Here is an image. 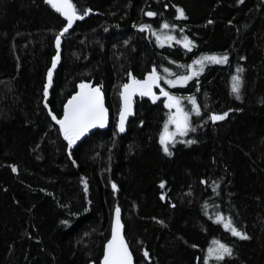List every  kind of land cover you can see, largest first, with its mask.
<instances>
[{
	"label": "trees",
	"instance_id": "16d2710c",
	"mask_svg": "<svg viewBox=\"0 0 264 264\" xmlns=\"http://www.w3.org/2000/svg\"><path fill=\"white\" fill-rule=\"evenodd\" d=\"M72 3L87 15L61 36L45 97L66 22L45 0H0V264H99L117 207L135 264H204L214 240L232 253L209 264H264V2ZM153 33L173 39L158 43ZM225 54L184 86L165 83ZM154 68L195 129L169 144L171 155L160 144L168 110L159 93L135 100L126 133L116 131L123 85ZM81 83L101 88L110 124L68 148L52 115L62 118ZM212 113L227 115L212 124Z\"/></svg>",
	"mask_w": 264,
	"mask_h": 264
},
{
	"label": "snow or ice",
	"instance_id": "6c2138e0",
	"mask_svg": "<svg viewBox=\"0 0 264 264\" xmlns=\"http://www.w3.org/2000/svg\"><path fill=\"white\" fill-rule=\"evenodd\" d=\"M45 3L50 5L55 12L59 13L66 21V25L63 27L60 35L55 37V43L57 47V55L52 59V68L56 67L57 60L59 58V48L61 44V36L68 32L72 27L74 21L82 19L83 15H87V11L83 15L78 14L75 5L72 3V0H45ZM176 12L179 17H183V10L180 8L176 9ZM146 15L154 16L156 13L151 11L147 12ZM164 28H169V25L165 23ZM172 27H175L174 25ZM146 28H150L149 25H141L140 31H145ZM157 42L160 43L162 40H172V36L161 37L156 33ZM185 47H189L191 41H187ZM189 50L191 48L189 47ZM227 55L222 56H203L199 60L193 61V64L199 65L198 71H203L204 62L221 64L227 62ZM189 69L192 68V65L188 66ZM52 68L48 70V84L44 86V96H48L49 84L52 82ZM167 72L168 70L165 69ZM243 69L238 68L237 73L242 72ZM193 75H196V72H191L189 75L177 76L175 80L165 79L171 87H175L177 84H184ZM161 77L156 72L155 68L147 74L145 79L138 80L135 77H131L129 83L123 85V90L120 93L121 99L123 101V106L120 110V120L117 124V128L120 132L124 131V122L127 115L131 112V98L134 94H139L140 96H149L155 102L158 97L152 91L153 86L159 87V81ZM242 87V79L239 75H234L232 77L231 90L232 93L236 96L237 99L240 98V91ZM80 91L73 95L63 107V116L62 118H57V116L52 115V119L59 125L60 133L63 135L65 141H67L68 148H71L77 140H79L85 133L90 129L97 126L103 128L107 121V110L104 107L103 96L99 88H92L89 84L81 83L79 85ZM160 95L164 96L165 102L164 107L170 110L168 114V120L164 124L163 131L160 133V144L164 152L168 155H171L169 151V144H174L176 142V136L181 137L185 136L189 130L195 131V129H190V113L184 111L180 105V98L170 94L165 91L163 88L160 89ZM193 105L192 111L197 115L200 114V108L196 103L195 98H190ZM47 106V105H46ZM175 108V112H171V109ZM227 113L223 115H211L210 119L215 122L218 120L224 119ZM169 125L174 126V131L169 130ZM193 141H188L192 143ZM13 172L16 171L15 168L12 169ZM163 187V183H161ZM116 188V185L113 184V189ZM163 199V197H161ZM217 223L222 224L225 230L230 231L233 236L239 237L241 239H247V236L239 231L236 227L233 226V222L225 220L222 216L217 214L216 221ZM195 247V246H193ZM232 249L226 244L220 241H213V246L209 247L207 250V255L204 257V264H209L210 259H215L216 261H222L226 256H230ZM145 257L148 256V253L145 252ZM102 264H133L132 254L129 251L128 245L125 242V239L122 235V225L120 222V209L117 207L115 209V219L112 223L111 229V238L107 241L104 246V254Z\"/></svg>",
	"mask_w": 264,
	"mask_h": 264
},
{
	"label": "water",
	"instance_id": "95a60500",
	"mask_svg": "<svg viewBox=\"0 0 264 264\" xmlns=\"http://www.w3.org/2000/svg\"><path fill=\"white\" fill-rule=\"evenodd\" d=\"M53 11H55V10L53 9ZM61 18L67 23V21H66L62 16H61ZM82 20H83V18L74 21L73 25L75 24V22H79V21H82ZM73 25H72V27H73ZM72 27L68 30V32L72 29ZM68 32L64 33L62 36H65ZM60 55H61V54H60V50H59V58H58V60H57V63H58L59 60H60ZM57 63H56V67H55V68H52V74H53V72L57 69ZM48 82H49V81H48ZM129 82H130V81H129ZM129 82H127V83H129ZM49 85H50V84H49ZM89 85H90V84H89ZM90 87H92V88H99V89H100V91H101V93H102V96H103L104 107H105L106 110H107V121H106L105 126H104L103 128L97 126V127H95V128L90 129L87 133H85V134L80 138V140H84V139L89 138L92 134H94V133L97 132V131L105 132V131L109 128V124H110V122H109V121H110V112H109V110H108V108H107V106H106V100H105V97H104V93H103V91L101 90V88H100L99 86H91V85H90ZM122 90H123V88H122ZM122 90H121V91H122ZM79 91H80V88L77 89V91L75 92V94H76L77 92H79ZM75 94H73V95H75ZM73 95H72V96H73ZM72 96H71V97H72ZM71 97H70V98H71ZM139 97H140V95H139L138 93H137V94H134V95L132 96V98H131V112L127 115V117H126V119H125V122H124V131H123V132H120V131L118 130V128H117V124L119 123V120H120V110H121V107L123 106V101H122L121 96H120V110H119V114H118L117 119H116V131H117V133H118L119 136H122V135H124V134L126 133L127 125H128V123H129V121H130L131 119L134 118V116H135V100H137ZM70 98H69V99H70ZM69 99H68V100H69ZM68 100H67V101H68ZM67 101H66V103H67ZM66 103H65V104H66ZM211 115H213V113L210 114V117H211ZM216 115H223V114H216ZM62 116H63V114H62ZM224 118H225V116H224ZM210 120H211V119H210ZM222 120H223V119H222ZM220 121H221V120H218V121L213 122V121L211 120V123H212V124H217V123H219ZM55 124H56V122H55ZM56 125L59 126L58 124H56ZM115 209H116V208H115ZM115 209L113 210V213H112L109 239L111 238L112 223H113V220L115 219ZM120 222H121V225H122V235H123V237H124V239H125V236H124V225H123V222H122V214H121V211H120ZM109 239H108V240H109ZM108 240H107V241H108ZM107 241H106V243H107ZM125 242L127 243L126 239H125ZM106 243L104 244V246L106 245ZM127 245H128V244H127ZM128 248H129V246H128ZM129 251H130V248H129ZM130 253H131V251H130ZM103 254H104V247H103L102 258H101L99 264H102V261H103ZM131 254H132V253H131ZM132 258H133V255H132ZM89 264H94V263H89ZM133 264H135L134 258H133Z\"/></svg>",
	"mask_w": 264,
	"mask_h": 264
},
{
	"label": "rangeland",
	"instance_id": "374dc122",
	"mask_svg": "<svg viewBox=\"0 0 264 264\" xmlns=\"http://www.w3.org/2000/svg\"><path fill=\"white\" fill-rule=\"evenodd\" d=\"M262 2H264V0H261ZM182 42H184V41H182ZM207 61H205L204 62V65H203V68L207 65V64H209V62L208 63H206ZM199 65H196V64H193L192 65V68L190 69V72H189V74L191 73V72H196V75H193L192 76V78L193 77H196L201 71H198V69H199ZM189 74H187V75H189ZM177 77H175V78H172V80H175ZM191 78V79H192ZM191 79H189L186 83H184V84H177L175 87H181V86H184V85H186ZM159 84H160V81H159ZM167 84V83H166ZM168 85V84H167ZM171 87V86H170ZM123 88V87H122ZM171 88H174V87H171ZM155 89H157V91L158 92H155L156 90ZM160 89H161V87H160V85H159V87H156V86H153V88H152V91L157 95V93H159L160 94ZM122 90V89H121ZM121 93V92H120ZM158 94V95H159ZM119 97H120V94H119ZM181 105V104H180ZM182 107V106H181ZM183 108V107H182ZM192 108V107H191ZM184 109V108H183ZM167 110H168V114H169V112H170V110L167 108ZM185 111V110H184ZM171 112H175V108H173V109H171ZM119 114V113H118ZM167 120H168V118H167ZM169 130L170 131H174L175 129H174V126L173 125H169ZM177 137H181V136H179V135H177L176 136V139H177Z\"/></svg>",
	"mask_w": 264,
	"mask_h": 264
},
{
	"label": "bare ground",
	"instance_id": "6f19581e",
	"mask_svg": "<svg viewBox=\"0 0 264 264\" xmlns=\"http://www.w3.org/2000/svg\"><path fill=\"white\" fill-rule=\"evenodd\" d=\"M214 114V113H213Z\"/></svg>",
	"mask_w": 264,
	"mask_h": 264
}]
</instances>
